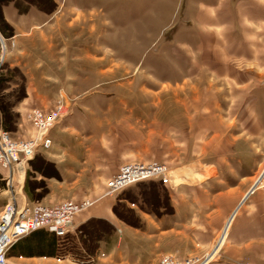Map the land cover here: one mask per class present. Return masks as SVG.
<instances>
[{"label": "crops", "instance_id": "0c3cea01", "mask_svg": "<svg viewBox=\"0 0 264 264\" xmlns=\"http://www.w3.org/2000/svg\"><path fill=\"white\" fill-rule=\"evenodd\" d=\"M147 2L154 16L163 5H169V21L180 22L174 34L179 46L185 53L199 56L191 62L210 73L208 85L218 86L216 98L208 99L210 114L195 131L200 133L196 147L201 155L186 154L164 161L170 168L168 184L150 179L121 190V199L127 201V209L137 219L132 224L114 213L113 195H105L106 182L124 163L160 159L162 131L171 136L177 129L162 127L160 118L149 122L146 129H130L128 123L121 131L105 134L104 141L93 140L81 161L71 157L70 128L56 125V143L47 155L58 177H44L48 178V193L39 201L28 200L45 205L68 200L64 199L67 193L56 192L61 186L53 179L71 180L78 186L71 194L73 200L93 201L74 215L71 225L104 218L118 232L105 236L103 241L106 262L111 264H159L163 254L180 259L202 256L221 234V259L209 264H264V187L254 186L264 168V156L256 152L258 147L264 148V83L257 75L264 68V0ZM246 70L249 74L242 72ZM39 102L49 110L41 98ZM30 107L25 101L14 109L20 116L16 131L19 137L31 134L29 121L24 118ZM190 117L186 114L188 140L187 133L193 132ZM214 149L223 151L215 156L209 152ZM87 162L88 174L83 166ZM83 174L89 175L85 178L87 187L80 185Z\"/></svg>", "mask_w": 264, "mask_h": 264}, {"label": "rangeland", "instance_id": "374dc122", "mask_svg": "<svg viewBox=\"0 0 264 264\" xmlns=\"http://www.w3.org/2000/svg\"><path fill=\"white\" fill-rule=\"evenodd\" d=\"M15 3L10 1L2 5L3 17L13 35L6 38L0 33V99L7 108H12V119L16 122V129L9 132L12 138L29 136H18L20 116L14 111L27 101L31 104L28 112L32 108L49 111L62 106L64 112L55 126L70 128L68 140L73 143L70 156L77 160L82 161L88 154L93 140L104 141L105 134L121 131L128 123L130 129H146L148 123L157 118L162 127H173L177 132L170 136L162 131L161 158L144 162L166 163L169 157L201 155L196 147L200 133L195 131H199L201 121L210 114L208 99L216 98L218 86L208 85L206 78L210 73L191 62L199 56L187 54L179 46L174 34L180 22L169 21L168 4L154 16L150 15L147 0H15ZM18 9H26V12L20 13ZM242 72L249 74L248 70ZM257 75L264 83V68L258 70ZM40 98L42 103L49 105V110L41 107ZM186 114L192 115L189 120H192L193 132L187 133L189 140L185 134ZM24 118L28 121L27 115ZM52 129V147L37 151L31 158L46 171H50L46 163H51L47 154L56 143L53 138L56 129ZM191 135L194 143H191ZM102 151L104 153V145ZM221 151L209 150L215 156ZM256 152L264 156V148L258 147ZM83 166L88 174L90 164L87 162ZM8 174L0 170V205L13 198L19 204L30 203L24 192L26 176L33 184L42 180L48 182V178L35 172L30 163L26 166L23 182L21 177L17 178V173L14 181L8 179ZM86 174L80 182L85 187L89 185ZM70 175L66 176L70 178ZM56 179L53 181L61 186L56 192L64 191L68 196L64 199L73 200L71 194L78 186L71 180L61 182L58 178L57 182ZM123 196L119 191L111 198L114 204L119 202L118 205L124 207V216L132 218L133 212L127 209V201L121 199ZM100 202L103 200L94 204ZM95 224L103 236L112 232L118 235L106 223ZM81 225H70L61 237L65 239L58 256L63 258L61 264H111L106 262L103 241L95 243L96 248L90 254L83 250L84 245H92L86 235L92 225L82 228ZM81 235L86 240L83 243ZM113 242L116 245L117 241ZM22 260L45 261L41 257H8L10 264Z\"/></svg>", "mask_w": 264, "mask_h": 264}, {"label": "built area", "instance_id": "2783aa9c", "mask_svg": "<svg viewBox=\"0 0 264 264\" xmlns=\"http://www.w3.org/2000/svg\"><path fill=\"white\" fill-rule=\"evenodd\" d=\"M64 110L59 105L53 110L44 111L32 108L27 118L31 134L27 138H12L10 133L0 129V170H6L8 179L14 181L23 178L24 167L39 150H47L52 146L50 131L62 116ZM23 169V174L20 169ZM169 166L158 161L128 162L122 164L115 174L106 182L105 195H113L124 188L150 179H158L162 184L169 182ZM255 186L264 187V172L256 179ZM93 203L89 198L81 200H64L56 204L41 203L19 204L13 198L0 205V264H10L8 251L11 245L20 237L40 228H45L57 236H63L68 231L74 215ZM222 234L212 248L202 256L177 258L170 254L160 256L159 264H209L221 259ZM24 259L23 256H18ZM45 261L29 263L25 260L17 264H61L63 258L41 257ZM235 264V263H234ZM236 264H249L240 262Z\"/></svg>", "mask_w": 264, "mask_h": 264}, {"label": "trees", "instance_id": "16d2710c", "mask_svg": "<svg viewBox=\"0 0 264 264\" xmlns=\"http://www.w3.org/2000/svg\"><path fill=\"white\" fill-rule=\"evenodd\" d=\"M15 0H0V33L2 36L8 38L13 35V30L7 24L3 17L2 13V5ZM31 4L35 5V2H31ZM15 6L18 5L15 3ZM20 13L26 12V9H18ZM12 108H7V106L4 104L3 99H0V129L10 132L12 130L16 129V122L12 119ZM28 163L31 164L32 169L42 175L43 177H57L58 173L56 169L54 168L53 164L46 163L48 166H50V171H46L45 169L41 168L40 166L35 165V159L29 160ZM30 172H28V175ZM40 189V190H39ZM24 192L27 195L28 199L31 201H39L42 199L47 193L48 188L46 183L42 180L37 184H33L30 182L29 177L26 176L25 184H24ZM119 203V202H118ZM118 203H115L113 205V211L114 213L121 219H124L125 221L136 224V217L133 213L132 218H128L124 216L122 213L123 206L118 205ZM96 222H103L106 223L110 229L112 228V225L107 222L106 220H103L101 218H90L87 221L81 225L82 227L91 226L88 232H86V235L91 240L92 247H87L84 245L82 248L85 252L88 254L92 253L93 249L96 248V244L99 241L105 240V235H102V232L100 230H97L98 226L95 224ZM101 232V233H100ZM65 236V234L63 235ZM63 236H57L53 232L48 231L45 228H40L37 230H34L22 237H20L18 240H16L10 247L8 251V257L10 256H23V257H58L59 253L62 251L63 243L65 239H62ZM83 235L80 237V242L83 243L86 240H83Z\"/></svg>", "mask_w": 264, "mask_h": 264}, {"label": "bare ground", "instance_id": "6f19581e", "mask_svg": "<svg viewBox=\"0 0 264 264\" xmlns=\"http://www.w3.org/2000/svg\"><path fill=\"white\" fill-rule=\"evenodd\" d=\"M22 170H23V169L21 168V169H20V173L22 172V174H23V171H22ZM263 172H264V169H263L262 173H263ZM254 186H255V185H254Z\"/></svg>", "mask_w": 264, "mask_h": 264}]
</instances>
